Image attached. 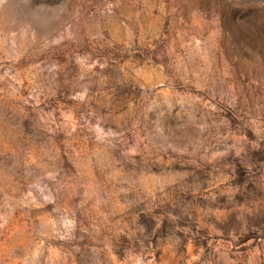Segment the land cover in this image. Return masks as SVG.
I'll use <instances>...</instances> for the list:
<instances>
[{"label": "rangeland", "instance_id": "374dc122", "mask_svg": "<svg viewBox=\"0 0 264 264\" xmlns=\"http://www.w3.org/2000/svg\"><path fill=\"white\" fill-rule=\"evenodd\" d=\"M0 264H264V0H0Z\"/></svg>", "mask_w": 264, "mask_h": 264}]
</instances>
